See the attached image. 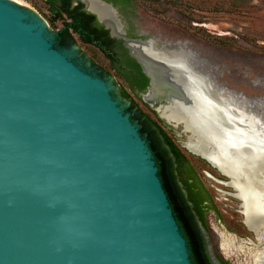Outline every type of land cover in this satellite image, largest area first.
<instances>
[{
  "label": "water",
  "instance_id": "obj_1",
  "mask_svg": "<svg viewBox=\"0 0 264 264\" xmlns=\"http://www.w3.org/2000/svg\"><path fill=\"white\" fill-rule=\"evenodd\" d=\"M17 1L0 0V264H191L138 127L111 87L56 49L48 24ZM129 55L149 79L140 97L155 112L182 97L185 66L152 54L154 78ZM250 223L257 243L234 236L238 254L264 264V214Z\"/></svg>",
  "mask_w": 264,
  "mask_h": 264
},
{
  "label": "rangeland",
  "instance_id": "obj_2",
  "mask_svg": "<svg viewBox=\"0 0 264 264\" xmlns=\"http://www.w3.org/2000/svg\"><path fill=\"white\" fill-rule=\"evenodd\" d=\"M22 2L46 21L44 16L48 12L44 6L36 1ZM116 16L131 36L151 39L157 49H181L187 53L189 61L204 71L212 82L241 94L253 105L252 109L261 112L264 120V0H131L128 5L116 9ZM48 27L53 35L55 30L49 24ZM55 27L60 28L61 23ZM62 51L72 60L77 58L81 62L80 56L84 55L88 61L110 70L108 61L94 46L76 41L72 47ZM91 74L103 79L111 87L110 92L114 91L115 100L127 114L130 104L120 95V85H125L123 81L118 77L104 79L97 73ZM130 94L140 109H149L142 99L134 93ZM163 125L170 127L166 129L168 134L181 150H186L183 142L189 134L182 132L183 127L177 125L175 128L176 133L180 134L177 137L170 125ZM190 161L195 167L197 179L212 196L215 206V210H209L206 215L208 230L202 231L210 260L213 264H219L216 257L219 254L230 264H251L244 254L224 256L214 238V229L223 228L238 241L250 239L257 243L252 231L251 237L241 234L246 232L239 227L242 222L240 201L233 196L231 188L218 184L200 172L201 163L193 158ZM208 173L213 178L228 180ZM228 225L237 226L232 227L230 232ZM260 237L261 246L264 247V235Z\"/></svg>",
  "mask_w": 264,
  "mask_h": 264
},
{
  "label": "bare ground",
  "instance_id": "obj_3",
  "mask_svg": "<svg viewBox=\"0 0 264 264\" xmlns=\"http://www.w3.org/2000/svg\"><path fill=\"white\" fill-rule=\"evenodd\" d=\"M82 1L115 36L125 39L129 51L143 61L145 69L154 78L158 75L150 64L152 54L186 67L188 78L176 80L182 97L160 106L157 114L164 122L185 128L189 137L183 145L188 151L215 161L228 174L224 176L228 183L207 175L233 190V196L242 204V207L239 204V213L243 219L245 216V227L254 229L250 220L264 214V120L261 112L252 109L253 105L241 94L212 82L181 49L168 52L167 56L155 54L156 51L146 47L142 40L133 41L120 32L112 18L115 11L110 6L94 0ZM152 92L145 98L147 103L153 102ZM211 121H215V125ZM214 238L224 256L242 251L239 241L236 242L235 237L223 228L214 229Z\"/></svg>",
  "mask_w": 264,
  "mask_h": 264
},
{
  "label": "trees",
  "instance_id": "obj_4",
  "mask_svg": "<svg viewBox=\"0 0 264 264\" xmlns=\"http://www.w3.org/2000/svg\"><path fill=\"white\" fill-rule=\"evenodd\" d=\"M104 1L111 3L114 7L128 5L131 2V0ZM46 10L48 12V15L44 16L46 17V21L52 29L59 31L57 33L59 45L69 44L71 47L76 41H79L82 44L94 46L108 61L110 70L97 66L95 63L88 61L84 55H81L80 57L85 60L84 66L89 63L98 71L100 77L104 79L111 78L112 76L118 77L126 85H120V95L130 103L129 109L132 107L138 108L141 116L146 118L143 121L145 126L139 132L143 139V134L148 133L150 142L146 143L152 153V159L157 167V175L166 193L173 216L186 241L190 262L191 264H212L206 254L203 239L195 222V217L198 218L205 229V215L209 210H215V206L212 196L197 179L195 167L190 161L191 158L201 163L200 172L208 171L224 180L225 177L215 168L211 167L205 160L186 152V150H181L175 143L174 138L166 130L170 129V127L163 125L165 122L156 115L153 109L148 107L149 109L147 108L148 110L144 111L136 105L130 92L141 99L136 91L144 93L148 87L149 79L142 72L140 65L126 55V50H122L124 54H120L123 56L122 59H119L118 55L111 50L110 47L116 41L109 38L108 32L103 29V26L93 14L84 11L83 5L80 3L75 7H71L70 2H66L63 6H51L46 8ZM57 23H61L60 28L55 27ZM117 44L120 45L119 43ZM111 95L115 99L114 91L111 92ZM130 120L132 121L131 118ZM132 123L134 122L132 121ZM148 124L152 127L155 126L159 130V133L149 132ZM159 138H162L163 141L161 142ZM167 149L170 151L174 161L171 160V155L170 157L168 156ZM183 175L185 177L181 181L180 179ZM179 181L184 188L178 186ZM196 183L199 184V192L194 191L197 187ZM182 189L185 190L186 195L183 194ZM205 201L208 202L206 206L203 205ZM189 204H192L193 208H190ZM236 226L234 225L232 227L235 228ZM232 227L228 225V231L231 232ZM239 227L247 233H241L244 237L253 236L243 222L239 224ZM216 257L220 264H230L228 261L222 259L219 254Z\"/></svg>",
  "mask_w": 264,
  "mask_h": 264
},
{
  "label": "flooded vegetation",
  "instance_id": "obj_5",
  "mask_svg": "<svg viewBox=\"0 0 264 264\" xmlns=\"http://www.w3.org/2000/svg\"><path fill=\"white\" fill-rule=\"evenodd\" d=\"M21 2H22V0H20ZM25 1H28V2H33V1H36V2H38L39 3V5L40 6H44L45 8H48V7H51V6H53V7H55V6H63V4H65L66 2L67 3H69L70 2V4H71V7H75V6H77L78 5V3H80L81 5H83V10L84 11H87V12H89V13H91V14H93L95 17H96V19H97V21L99 22V20H98V18H97V16L94 14V13H92V12H90L91 10H87L86 8H85V3L82 1V0H25ZM94 1H96V2H100V3H102V2H105L104 0H101V1H98V0H94ZM23 3V2H22ZM99 3V4H100ZM106 4H110L112 7H113V10L115 11L114 13L115 14H113V17L112 18H114L117 22V24L119 25V27H120V32L121 33H123L128 39H140V40H151V39H142V38H136V37H133V36H131L126 30H124L123 29V26H122V24L120 23V21H119V19H118V17L116 16V9H118L119 10V8L120 7H114L111 3H107V2H105ZM24 4V3H23ZM102 4H104V3H102ZM37 5V4H36ZM87 6V5H86ZM115 15V16H114ZM46 22V21H45ZM47 23V22H46ZM100 23V22H99ZM102 26H103V29L104 30H106L107 32H108V36H109V38L110 39H114L115 41H116V43L113 45V46H111L110 48H111V50L115 53V54H117L118 55V57H119V59H122L123 58V56H121L120 54H124L123 52H122V50H126V55L128 56V57H130V55H129V51H128V49L125 47V40H123V39H121V38H114V37H111V35H110V32H109V29L107 30V29H105V27H104V25L102 24V23H100ZM59 31L57 30V31H54V33H55V37H54V42H53V45H54V47L56 48V49H58V50H61L62 51V49H64V48H68V47H70L69 46V44H65V45H59V43H58V41H57V33H58ZM117 43H119L120 45H118ZM72 47V46H71ZM122 48V49H121ZM131 58V57H130ZM80 59H81V62H78V60H77V58L76 59H74L73 61L78 65V66H80L82 69H84L85 71H87V72H89V73H97L98 74V71L94 68V67H92L91 66V64H89V63H87L86 64V66H84V62H85V60L83 59V58H81L80 57ZM132 59H134V58H132ZM135 60V59H134ZM136 61V60H135ZM136 93H137V95H140V94H142V93H139L138 91H136ZM130 104V103H129ZM130 108V105L127 107V110H128V113L127 114H129V116H130V118L132 119V121L134 122V124L138 127V129H139V131H141L142 129H143V127L145 126L144 125V122L143 121H145L146 120V118L144 117V116H141V114L139 113V110H138V108H136V107H132L131 109H129ZM153 110H154V108H152ZM155 111V110H154ZM149 126V129H150V131L149 132H153V133H159V130L155 127V126H151L150 124H148ZM172 130V133H174L175 135L177 134L176 133V131H175V129L174 128H172L171 129ZM144 135V139H145V141L147 142V143H149L150 142V140H149V136H148V133L147 134H143ZM160 139V141L162 142L163 140H162V138H159ZM167 151H168V156L170 157V155H171V153H170V151L167 149ZM171 160L172 161H174V158L172 157V155H171ZM206 171H202V173L203 174H205L206 175V173H205ZM208 173V172H207ZM184 177H185V175H183L182 176V178L180 179L181 181L184 179ZM196 185H197V187L194 189V191L195 192H199V184L198 183H196ZM178 186L179 187H183V185H182V183L179 181L178 182ZM184 188V187H183ZM183 190V194L184 195H186V192H185V190L184 189H182ZM203 205L204 206H206V205H208V202L207 201H205L204 203H203ZM189 207L190 208H193V205L192 204H189ZM208 213V212H207ZM207 213H206V215H207ZM206 215H205V217H206ZM195 222H196V225H197V227H198V229H199V231H200V235H201V237H202V239H203V243H204V248H205V251H206V246H205V239H204V236H203V230L205 231H207L208 230V228H209V226H208V224H207V217H206V219H205V221H204V224H205V229L203 228V224L198 220V218L197 217H195ZM206 254H207V251H206ZM207 256H208V254H207ZM208 258H209V256H208ZM218 259V258H217ZM209 261L212 263V261L210 260V258H209ZM213 264V263H212ZM219 264H220V262H219Z\"/></svg>",
  "mask_w": 264,
  "mask_h": 264
}]
</instances>
